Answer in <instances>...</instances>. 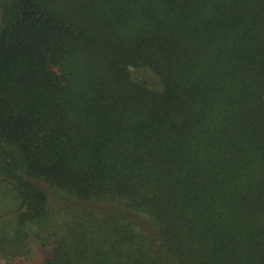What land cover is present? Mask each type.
I'll use <instances>...</instances> for the list:
<instances>
[{"label": "trees", "instance_id": "trees-1", "mask_svg": "<svg viewBox=\"0 0 264 264\" xmlns=\"http://www.w3.org/2000/svg\"><path fill=\"white\" fill-rule=\"evenodd\" d=\"M0 264H264V0H0Z\"/></svg>", "mask_w": 264, "mask_h": 264}]
</instances>
